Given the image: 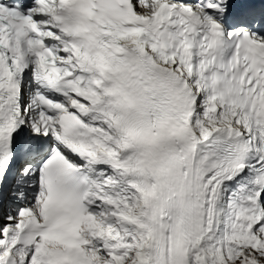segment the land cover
<instances>
[{"label": "snow or ice", "instance_id": "1", "mask_svg": "<svg viewBox=\"0 0 264 264\" xmlns=\"http://www.w3.org/2000/svg\"><path fill=\"white\" fill-rule=\"evenodd\" d=\"M0 264H264V0H0Z\"/></svg>", "mask_w": 264, "mask_h": 264}]
</instances>
